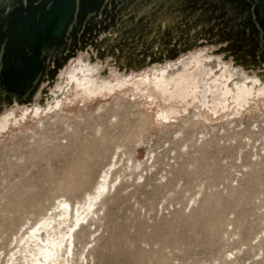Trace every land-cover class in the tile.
Returning a JSON list of instances; mask_svg holds the SVG:
<instances>
[{
    "label": "rangeland",
    "instance_id": "rangeland-1",
    "mask_svg": "<svg viewBox=\"0 0 264 264\" xmlns=\"http://www.w3.org/2000/svg\"><path fill=\"white\" fill-rule=\"evenodd\" d=\"M187 2L205 11L212 23L206 34H179L168 53L155 47L149 66L121 71L113 56L103 61L92 45L95 38L104 41L123 14L126 21L136 18L137 32L144 29L146 15L131 14L139 0H119L116 11L110 8L113 19L106 17L92 34L81 33L53 80L85 55L93 65L116 70L109 81L95 79L86 67L92 80L112 84L98 89L86 73L78 74L51 112L32 114L34 97L14 100L0 116V264L22 248L27 229L59 200L83 202L116 162V187L76 235L75 264H264V49L254 39L232 48L225 32L239 20H232L234 11L222 0ZM167 4L184 12L186 1ZM128 50L120 44L114 53ZM260 54L259 65L247 62V55ZM195 58L202 61L199 79L196 70L200 93L183 90L180 82L167 89L152 75L168 68L170 77ZM207 61L221 67L205 77ZM225 76L232 90L222 88L226 102L204 107L205 96L213 95L205 82L216 79L218 93ZM45 83L51 90L50 79ZM243 85L250 91H237Z\"/></svg>",
    "mask_w": 264,
    "mask_h": 264
},
{
    "label": "bare ground",
    "instance_id": "bare-ground-1",
    "mask_svg": "<svg viewBox=\"0 0 264 264\" xmlns=\"http://www.w3.org/2000/svg\"><path fill=\"white\" fill-rule=\"evenodd\" d=\"M159 3L160 0H151L147 3L144 2L139 13L146 15V18L142 23L144 29H139V32H137L135 28L136 18L132 21H126L127 14L119 16L116 23L110 27V32L104 41L101 42L96 38L92 42L94 48L97 49V56L105 61L107 56L111 55L115 59L116 67L121 71L126 69L127 71L133 70V72H135L149 66L148 57L155 54V47L160 49L161 54L168 53L170 49L169 45L179 34L182 35L185 32L195 30H199L202 34H206L208 27L212 24L208 18H206L204 11L203 14L201 10L192 9L189 10L188 15H185V13L181 11L172 12L167 7L158 9ZM153 11H157L155 15L151 14ZM225 33H227V31ZM115 35L117 37H115ZM120 44L127 45L129 50L126 53L118 55L114 53V48L118 47ZM163 45L167 47L164 48ZM139 47L142 48L141 51ZM162 57L164 58V56ZM246 58L249 60L247 62L254 66L261 63V57L259 55L256 56V58H251L247 55ZM238 60L239 63H243L241 59ZM59 62L61 64L63 63L62 57L59 58ZM193 63H196L195 67ZM206 63L208 67L204 75L205 77L213 73L215 68L221 67V64L217 61H207ZM151 64H153V62ZM201 64L202 61L195 58L194 61L190 62L188 65L178 66L174 71H171L170 77L166 76L168 68L161 70L160 73H153L152 75H158V77H160L159 81L163 82L167 89H171L172 87L178 89L177 83L180 82L183 90H186L190 86L193 90L199 89L200 93L201 87L196 77L199 74V79V66ZM189 65L191 66L189 67ZM49 66L53 68L55 62H50ZM81 66L85 67L80 69ZM86 67H90L94 71L93 77L95 79H107L110 81L117 77L115 69H111L109 66L104 67L101 63L93 65V63L87 59V56L80 55L76 61L66 66V69L62 71L57 80L50 83L52 87L51 90H45L46 83H42L35 96V105L32 109V114L38 116L43 111L51 112V110L57 108L65 98V94L70 87L73 86L78 74L86 73L89 76V80L98 89L106 88L109 84H112V82H97L96 80H92V72L86 70ZM222 69L224 70V67ZM196 70H198V74ZM145 74L149 75L150 73L147 72ZM101 75H103L105 79H100ZM237 76L238 81L243 80L242 71H238ZM135 77L136 75L132 74L130 80H134ZM225 77L226 80L223 82L218 93L213 92V84L216 79H209L208 82H205L207 86L206 93L213 95L205 96V101L203 102L204 107L208 104L212 107L226 102L227 98L222 95V88L226 86V90L229 91L230 86L227 76ZM186 78L187 81L185 80ZM243 87L250 91L245 85L237 86V91L243 90ZM62 96H64V98H62ZM210 98L211 101L209 100ZM229 100H233L232 102H234L236 97L233 99L231 93L229 95ZM10 110L11 104L5 101L0 102V116L6 114ZM163 118L166 119V117ZM117 163L118 162L112 166L113 168L110 167V169L102 175L93 193L88 194L83 202H79L77 205L73 206L67 199L59 200L55 210L51 211V213H47L38 225L36 224L27 229V238L22 240V248L17 251V253H13L5 264H75L76 235L82 230V224L85 225L93 219L99 205L102 204L105 198V194H109L111 190L116 187L118 179L112 180L111 173Z\"/></svg>",
    "mask_w": 264,
    "mask_h": 264
},
{
    "label": "water",
    "instance_id": "water-1",
    "mask_svg": "<svg viewBox=\"0 0 264 264\" xmlns=\"http://www.w3.org/2000/svg\"><path fill=\"white\" fill-rule=\"evenodd\" d=\"M150 1L139 0L140 5L131 14L139 13L144 2ZM183 1H186L183 6L185 15L192 9L203 13V9H190L187 0ZM222 1L224 6L234 11L232 20L236 17L239 20L237 24H230L225 34L227 40L234 43V49L238 48V43L249 44L253 39L258 49H264V0ZM118 2L0 0V102L12 105L14 100L19 103L31 101L43 82L54 80L58 68L65 64L67 51H73L72 46L77 47L81 33L89 30L92 34L98 23L106 21V17L109 20L114 18L115 12L110 8L116 11ZM167 3L168 0H160L158 9L167 7L176 12ZM100 17L105 18L102 21ZM238 24L241 29L235 32ZM50 62H55L53 68H50Z\"/></svg>",
    "mask_w": 264,
    "mask_h": 264
},
{
    "label": "flooded vegetation",
    "instance_id": "flooded-vegetation-1",
    "mask_svg": "<svg viewBox=\"0 0 264 264\" xmlns=\"http://www.w3.org/2000/svg\"><path fill=\"white\" fill-rule=\"evenodd\" d=\"M239 104V101L237 102V105ZM3 125L0 126V128L2 127Z\"/></svg>",
    "mask_w": 264,
    "mask_h": 264
}]
</instances>
